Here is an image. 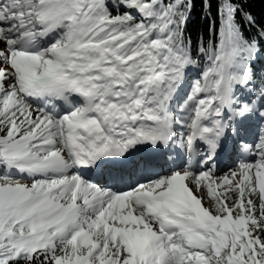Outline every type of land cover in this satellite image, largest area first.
<instances>
[{
    "label": "rangeland",
    "instance_id": "rangeland-1",
    "mask_svg": "<svg viewBox=\"0 0 264 264\" xmlns=\"http://www.w3.org/2000/svg\"><path fill=\"white\" fill-rule=\"evenodd\" d=\"M83 1L86 3V10L78 21L83 30L84 53L82 57L86 64H94V66H90L92 70L99 69L96 72L100 80L102 100H106L109 95L112 96L113 91L118 88L123 92V95L127 94L130 87L139 86L140 81L148 73H152L151 70L156 71L161 68H165L168 87L174 86L177 82L185 84L188 82V77H195L191 85L186 84L189 88L188 91L192 96L197 95L198 99L211 98V91L217 87L218 69L200 74L186 60L177 59L174 52L165 51L163 49L165 36L154 32L152 17L146 18L142 26L150 33L142 53L136 57L123 58L118 56L120 49H117L118 45L115 41L97 40L100 32L99 18L105 14V2L103 0ZM32 3L33 0H0V15L3 19V23H0V31L5 35L2 38L9 46L7 57L3 62L0 61L1 74L6 67H10L7 66L9 63H19L18 60L15 61L17 56L29 59L30 55H34L42 60L39 61V65H36L34 77H37L45 69L44 61L50 62L51 65L54 64L56 60L54 51L63 44L64 36L59 42L54 41L49 44L37 42L36 30L31 25L33 20L30 17ZM121 5L124 7L123 3ZM8 9L12 11L3 15V12ZM128 10L133 12L134 9L129 7ZM20 14L22 15L19 17L20 21L16 23L15 17ZM23 19H26L27 23H23ZM25 27L26 30H24ZM168 28V32H170V27ZM17 36L24 40L23 44L17 43ZM113 50L114 54L109 56L110 64L97 66L101 57ZM132 60H136L134 67H126V64ZM29 62L31 61L28 60L26 64ZM32 66L35 65L32 64ZM126 71L128 73H125ZM21 77L23 75L18 69L11 73L10 68L6 75L0 76V108L3 110L5 118L12 124L9 137L0 143V159L17 157L20 160L23 158V162L30 166L24 168L19 165L18 161L14 164H18L25 170L14 171L9 165L0 168V194L8 187L15 188V190L22 187L27 193L23 200L21 199L22 202L17 204L16 211L3 209L0 204V246L6 244L4 239L7 238V241L12 242L18 251L25 250L27 246L43 248L50 245L51 237H64L66 238V243L63 244L64 253L55 261V264H213L221 255L220 240L227 243L225 255L242 251L243 243L245 245L251 243L254 245L251 254L255 256V253L257 254L256 246H264V105H262L261 113L262 122L251 126L250 133L247 134L254 145V157L248 166L241 167L242 170L238 171L239 182L228 184L224 180L226 175L236 174V169H238L236 166L212 174V182L209 180L204 187L197 188L196 184L198 185L204 178L200 175L205 172L204 168L199 167L191 175L188 192L190 191L192 196L194 195L193 198H198L196 203L200 202L202 205L200 214L206 219L191 220L190 213L184 208L179 223L181 230L174 227L168 233L174 239L173 244L165 246L164 234L159 232L160 236L155 243L156 252H151L143 258L138 252H130L129 249L133 247L124 239L120 229H108L103 221L102 223L100 221L99 224L97 221H99V217H104L107 210L110 209L111 201L107 197L108 194L115 195L117 203L115 205L124 203L126 199L121 194H134L137 183L148 189L147 184L150 180H157L158 174L164 168L155 169V173L150 174L147 173L150 172L149 169L136 164L122 176H118L117 172H108L102 183L98 185L87 183V185H93L96 188V196L91 201L98 209L96 212L89 208L90 202L88 201L92 195H81L78 190H73V187H70V191L68 190L71 193H62L61 187L67 184L66 178L72 175L68 168L60 173L52 174L41 168L35 174L33 167L37 162L47 164L50 157H55L59 164H64L66 122L71 115L76 114L77 110L54 114L52 110L43 108V106L35 107V105L28 104L19 92L18 87L24 82ZM13 85L17 87L13 88ZM10 86L11 88L8 89ZM251 93L249 90L245 95ZM190 101L193 103L194 99ZM40 108L43 109L42 116L39 117L42 120L41 123L38 117L37 120L28 117L30 111L41 110ZM50 113L54 115L52 116ZM178 172L186 175L183 174L185 173L183 170ZM131 173L135 176H130ZM27 174L33 176L29 177ZM63 182L65 183L63 184ZM41 184L43 186L51 185L48 195L37 192L38 186ZM113 185L115 186L113 187ZM130 202L133 203L131 200ZM73 205L78 211L81 210L78 212L80 217L74 222L67 221L65 211ZM142 213L143 211L140 213V225L142 229L144 228L143 230H148L152 227L151 218L142 216ZM33 218L35 219L33 220ZM9 220H23L19 231H14L12 226H5ZM42 221H44L43 225L40 224ZM109 222H116V224L125 227V222H121L120 219L118 222L115 219ZM161 224L162 222L159 221L155 223V227ZM24 226L27 228L26 231L22 230ZM41 229L43 230L40 231ZM204 233H210L213 236L206 238ZM187 236L192 240H189ZM188 245L193 248L188 249ZM7 259L8 257L1 256L0 264H6ZM256 264H260L257 259Z\"/></svg>",
    "mask_w": 264,
    "mask_h": 264
},
{
    "label": "trees",
    "instance_id": "trees-1",
    "mask_svg": "<svg viewBox=\"0 0 264 264\" xmlns=\"http://www.w3.org/2000/svg\"><path fill=\"white\" fill-rule=\"evenodd\" d=\"M103 1L105 14L99 19L98 40L119 38V56L129 58L142 53L150 34L142 26L146 18L152 17L154 32L165 36L163 49L174 52L179 60L186 59L200 74L210 73L212 69L219 67L226 47L234 46L238 52V62L241 63L237 67L238 72L252 79L251 90L254 93L262 94L264 0ZM129 7L134 9L133 12L128 10ZM135 63L136 60L130 61L126 67H134ZM11 127V122L5 118L0 108V139L9 135ZM0 168H4L1 160ZM22 221L9 220L5 226H12L14 231H19ZM40 224L43 225L44 221ZM22 230L26 231L27 228L24 226ZM204 236L207 238L213 235L204 233ZM4 240L6 244L0 246V257H8L6 264H55L64 253L63 244L66 243L64 237H51L50 245L44 248L27 246L25 250L18 251L12 242ZM243 246L242 251L225 255L227 243L220 240L221 255L213 264H255L251 251L244 243ZM256 247L257 259L260 264H264V246Z\"/></svg>",
    "mask_w": 264,
    "mask_h": 264
},
{
    "label": "bare ground",
    "instance_id": "bare-ground-1",
    "mask_svg": "<svg viewBox=\"0 0 264 264\" xmlns=\"http://www.w3.org/2000/svg\"><path fill=\"white\" fill-rule=\"evenodd\" d=\"M10 11L11 10L4 11L3 15H4V13H9ZM81 14H82V11L80 12V15ZM20 16H22V15L20 14L17 17H15L16 23H18L17 21H19L18 18ZM82 17H83V15L81 16V18ZM0 23H3L2 18H0ZM35 27L36 26L33 24V28H35ZM76 27L78 29L77 39H78V41H80L82 43L83 42V39H82L83 38L82 37V35H83L82 31L83 30L80 28V25L78 23H77ZM9 34H10V32H9ZM3 36H5V35L2 34V32L0 31V61H2V62L7 57L8 48H9L8 44L2 38ZM18 38H20V37L17 36L16 40ZM23 43H24V40L22 41L21 44H23ZM82 44H80V47L76 53L80 56V60L84 61L83 57L81 56V54L84 53V46ZM58 49L59 48H57L54 51V54H56V60H57ZM11 56H12V54H11ZM17 58L15 59V61L18 60V62H19V63H17L18 65L15 64V62H14V64L9 63L7 66H10V67H6L2 71L3 74L0 73V76H3L4 74L6 75L9 68H10L11 73L13 70L18 69L20 74L22 73V75H23V77H21V80H24L23 84L20 87H18L19 92L21 93V96L23 95V98H25V101L28 104L33 106V104H32L33 101L26 98L27 96H29V94H33L32 92L35 89V87L32 86L33 83L40 82L41 80L45 79L44 76H46L48 73H53L54 67H52V66H54V65H51L50 62L44 61V63H45L44 68L45 69L43 71H41L37 77H34L35 69L37 67L36 65H39V61L41 60L40 57L30 55L29 59L24 58L23 56H17ZM28 60H30L31 62H29V64H26ZM23 64L25 67L22 66ZM32 64H34L35 66H32ZM21 67H23V68H21ZM161 69H157V70L155 69L156 71L151 70L152 73L150 75L147 74V76L140 81L139 86L135 85L134 87H130L127 94H125V95H123V92L120 91V88H118V90L113 91V94H111L112 96L109 95V97H108V99H106V101H101L99 99V97L101 96V94H100L98 96L95 104L97 105V107H99L101 113L103 114V116L105 118H108L109 120L111 119L114 122H119L121 119H129V118L134 119V118H136L139 110L143 106L145 96H147V93L149 92V84H150V82H153V81H150L151 76L155 75L156 73H160V72L165 74V71H164L165 68L162 70ZM86 70L87 71L85 73L78 74V75H80V85L85 90H90V89H94L95 87H100V85H99L100 80L98 78V73L96 72L97 70H92V68H87V67H86ZM21 80H20V82H21ZM166 81L167 80L165 79V82ZM158 83L159 82H156L155 85L157 86ZM12 87L14 88L17 86L13 85ZM10 88H11V86L8 87V89H10ZM174 88L175 87H167L166 83H164V85L161 87V90L164 91L163 95H165L164 96L165 99H167L169 97L171 90H173ZM204 99L205 98H201L199 100L200 102H197L196 107H200L202 102L205 103L206 105L207 104L209 105L213 101V96L211 97L210 101L206 100L208 98H206L205 100ZM37 102H39V101H36V103ZM234 103L235 102H232V105ZM34 105H35V107H38L37 104H34ZM206 105L204 106L205 108H206ZM188 106H189V104H188ZM77 108H79V107H77ZM40 109L41 110L30 111L28 117H31L33 120L38 117V120L41 123L42 120L39 117L42 116V113H43L42 110L43 109L42 108H40ZM55 110H57V109H53L52 113L57 114ZM194 110H193V112H194ZM52 113H50V114H52ZM54 114H52V116ZM77 114H78V112H76V114L71 115L70 117L72 118L74 115H77ZM184 118H186V116ZM2 141L3 140H0V143ZM64 146L66 149V158H65V162L63 165L59 164V162L56 160L55 157H50L47 164L46 163H39V162L34 164L33 170L35 171V174H37L38 171L42 168L43 171L47 170L49 173L52 174V173H60L64 169L68 168L72 172V175L69 176L68 178H66V180L68 182L64 187H61L62 193H68V194L71 193V192H69L70 191L69 189H70V187H73V190H78L81 195H83V194L84 195H92L91 199L88 201V202H90L89 208L91 209V211L96 212V210H98V209H96V205H93L91 202L92 199L96 196V188L93 185L92 186L87 185V182L85 180H81V179L76 180V178L79 176L76 174V172L74 171V169L71 165L72 162H71L70 153H69L68 148H67L66 137H64ZM6 151H8V149H6ZM7 158H17V157H7ZM19 165L24 167V168L30 167V166H27L23 162V158L19 160ZM24 168H22V170H25ZM144 168L152 170V169L147 168V167H144ZM201 168H204L203 170H205L204 174L200 175L202 177L204 176V178L198 183L199 186L196 184L197 188L198 187L199 188L204 187L208 183L207 181H209V180H211V182H212V176H213L212 174H214V172L211 170V168L207 169L208 167H206V164H203ZM237 168L238 169H236V174H233L231 176H229V174H228L225 176L224 180L228 184L231 182H235V181H237V183L239 182L237 174H238V171L240 169L242 170V168L241 167H237ZM168 170H169V168L165 169L164 170L165 173L162 175H161V173L158 174L157 180L154 179L155 180L154 181L152 179V181L151 180H150V182L148 181L149 182V184H147L148 185L147 188L149 187L148 189H146V187H144L143 185L137 183L136 187L134 188V189H136V192L134 194H130V193L121 194V195H124V197L126 199V201L124 200V203H119L118 205H115V203H116V200H115L116 197H114L115 195L113 193L108 194L107 197L111 201L109 203L110 209L107 210L104 217H102V218L99 217V221H97L98 222L97 224H99L100 221H101V223L103 221L104 225H107L106 227H108V229H111V230L120 229L122 235L124 236V239L127 240L129 243H131V246L134 247L140 255H142L143 248H144L146 243H151V252H156L155 243L160 236L159 232L160 233L161 232H169L172 229V225L170 223L172 220L175 224L179 225L180 220H181L180 219L181 215L184 213V208L187 209L188 212L190 213L189 218H191V220H196V219L204 220V219H206L204 216L202 217V215L200 214V211L202 209V205H200L201 203L198 204L197 206L195 204V201L198 198H193L194 195L192 196L191 192H188V185L190 184L189 180L191 179V175H192L193 171L185 173L186 175H182L181 173H175L173 170V174L176 175L175 181L173 182V191H172L173 192V198H171L169 200L161 199V204H164L169 208L167 215L163 216L160 219L162 221V224L160 226L155 227V223L153 222V220H151L152 227H150L148 230L147 229L143 230L144 228L142 229V227L140 225V222H141L140 213L143 211V209H141L138 206V202L148 203L147 209H144V213H142V216L146 217V214L148 213V211L157 210L159 205L152 203L150 199H147L144 196L145 195L144 193L145 192L157 193L159 191L166 189V186H167L168 180H169V177L166 176ZM147 173L151 174L152 172H147ZM31 174L34 175V173H31ZM33 175L27 174V176H29V177H32ZM118 176H122V174L119 173ZM130 176H135V174L131 173ZM147 180H149V179H147ZM225 181H223V182H225ZM64 183L65 182H63V184ZM151 183H154V184L152 185ZM115 185H113V187ZM50 186H51L50 184H47L44 186L41 184L38 186L39 189H37V192L44 194V195H48ZM19 188L20 189L15 190V188L8 187V188H5L4 190H2V193L0 194L1 195V203L0 204H1V207L3 209L10 210V211H16L17 210V204H20L22 202L23 198L27 194V193H25L26 191L24 192V189H22V187H19ZM142 189H145V190H142ZM31 190H33V189L31 188ZM73 194H75V193H73ZM75 197H77V196H75ZM176 199L178 200L177 204L174 202V200H176ZM121 200H123V199L121 198ZM130 200L133 203H131ZM138 209H139V211H138ZM80 211L81 210L78 211V209L76 208L75 205H73L71 208H68V210L65 211L66 212V220L74 222V220H76L78 217H80V216H78V212H80ZM166 217H167V219H166ZM168 217H170V218H168ZM112 219H115L117 222L119 221V219L121 222H125V227H123L122 225L116 224V222H109ZM96 227H99V226H96ZM187 237L189 240H192L191 237H189V236H187ZM78 264H80V263H78Z\"/></svg>",
    "mask_w": 264,
    "mask_h": 264
}]
</instances>
